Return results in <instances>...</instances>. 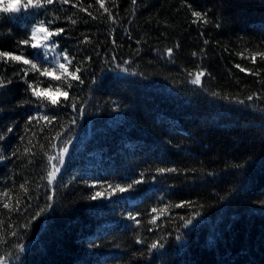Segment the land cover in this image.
<instances>
[{"label": "trees", "instance_id": "16d2710c", "mask_svg": "<svg viewBox=\"0 0 264 264\" xmlns=\"http://www.w3.org/2000/svg\"><path fill=\"white\" fill-rule=\"evenodd\" d=\"M104 2L112 19L96 0L0 14V51L23 54L0 59V256L10 264H264V0ZM40 21L64 29L49 50L31 46ZM57 59L83 82L61 75ZM199 71L194 85L189 73ZM64 147L49 185L48 156ZM135 180L123 193L109 187ZM96 192L104 195L91 199Z\"/></svg>", "mask_w": 264, "mask_h": 264}, {"label": "snow or ice", "instance_id": "6c2138e0", "mask_svg": "<svg viewBox=\"0 0 264 264\" xmlns=\"http://www.w3.org/2000/svg\"><path fill=\"white\" fill-rule=\"evenodd\" d=\"M53 2H54V0H25V2L23 4H15L14 5L12 3V0H0V14L14 15V14L21 13L22 10L31 11L32 9H41V8H44L46 5L53 4ZM61 2L62 3H68L69 0H61ZM96 2L99 4L100 8L104 9V11L108 13L109 19H112L111 11H110L109 8L105 7L104 0H96ZM136 2H137V0H131V3L133 5H135ZM89 15H91V14L89 13ZM192 15L195 16V17H201L202 14L200 12H198V11H193ZM69 19L71 20L72 24H76L77 23V21L75 19H72L71 17H69ZM49 23H52V22H49ZM44 24H45L44 21H40L39 25H37V26L32 28V30H31V39L32 40H37V34L38 33H44L43 40L47 41V40H49V38H51L53 36H59L61 33L64 32L63 28H57V29H55V31H49L48 27H45ZM20 43L27 45L29 43V40L27 38H25L24 40L20 41ZM205 43H207V41H205ZM31 46L34 49L37 48L39 46V41H37V43H33ZM51 47L55 48V47H57V45L55 43H53L51 45ZM166 51H167L169 56L172 55L173 50L171 48L166 49ZM60 55L63 56V59L66 60L69 64L72 63V59H69L67 50H65L62 53H60ZM193 55H195V53H193ZM261 55L264 56V54H261ZM45 56H47V53H45ZM22 57H23V54H21V55H13L10 51H0V59L7 58V59H11L12 61H19V60L22 59ZM254 59H255V57H253V60ZM23 63L25 65H29L30 64L31 68L33 70L39 71V69L37 67V64L33 63L31 60L23 59ZM57 63H59L58 59H57ZM236 67H240V66L236 65ZM59 68L63 69V72L61 73V75L67 74V75L71 76L74 80H78L81 83L83 82L79 76L75 75V73H69L68 69L65 67V64L59 63ZM240 70L244 71L245 69L241 68ZM79 71H80V68L77 67L76 68V72H79ZM50 74L51 73H50L48 68H45L41 72V75H50ZM25 75H27V72H25ZM189 75H194V78L191 79V83L192 84L200 85L201 82H202L201 81V77L205 75V72L204 71H199V72H197L195 74L189 73ZM54 79L59 80L60 76H55ZM10 82L11 81H9V83ZM25 82H27V81H25ZM0 87H4V82H3L2 79H0ZM28 87L32 88V85L29 84ZM71 87H72V85L69 83L68 84V88H71ZM56 91L60 92L61 89L57 88ZM32 94L34 96H37V97L40 96V92H37L35 90H33ZM62 95L65 98H67L68 97L67 91L63 92ZM45 99L50 100V103L52 105H57L58 104V101L55 100V99H51V97H45ZM247 99L248 100H252L253 97L252 96H248ZM240 103H243V101H240ZM71 107L75 110L76 104L72 103ZM81 111H83V110L81 109ZM32 119H34V117H29V121L30 122H31ZM42 119L45 120V121H48L49 123H51L52 121L57 120V117L56 116L49 117L48 115H43ZM11 131H12V129L8 128V132H11ZM4 138L5 137L3 135H0V140H3ZM21 139H23V138H21ZM69 143H70V141H69ZM52 146L56 147V145H52ZM27 151H29V150L25 149V152H27ZM68 151H69L68 148L64 147L57 156H48V164L53 169L51 171H48V173H47V180H48V184L49 185H51L53 183V181L56 179V174L60 172V166L64 165V163H65V155L68 153ZM15 154L16 153L14 152L13 155H15ZM3 159H6V157L0 156V160H3ZM53 160L58 161V165L59 166L57 164H53L52 163ZM157 171L160 172V173H164V172H175L177 170L174 169V168H167V169L160 168ZM141 182L142 181H140V180H135L132 183L128 184L126 187H122L120 184H116L115 186L109 185V187H111L113 189V192H121V193H123V192H125L127 190L133 189L135 184H138V183H141ZM20 187L22 189H24L25 192H27V189H26L24 184H22ZM111 194L112 193H109V195H111ZM4 195H7V193H4ZM102 195H104V193L96 192L90 198L95 200L98 197H101ZM49 199H51V197H49ZM17 203H19V202H17ZM182 206H183V204H177L176 205V207H182ZM3 207L5 209L12 210V209H10V206H9L8 203H4ZM41 211H43V210H41ZM152 211L156 212L157 209L154 208V209H152ZM129 219H131V220L135 221L137 224H139V221H137L136 217L134 215H132L131 213H129ZM155 219L156 218H153V220L150 221V223H155ZM191 223H192V221L188 220L185 226L187 227V225L191 224ZM11 235L15 236L16 233L12 232ZM137 242L139 243L140 241H137ZM158 246L162 247L163 245H159L158 242H154V243L151 244L150 247H151V249H156ZM16 247H17V249L19 250L20 253H23L25 251V246L23 244H17ZM0 264H10V262H9L7 257L0 256Z\"/></svg>", "mask_w": 264, "mask_h": 264}, {"label": "rangeland", "instance_id": "374dc122", "mask_svg": "<svg viewBox=\"0 0 264 264\" xmlns=\"http://www.w3.org/2000/svg\"><path fill=\"white\" fill-rule=\"evenodd\" d=\"M12 3L15 5V4H17V1H16V0H12ZM43 35H44V33H38V34H37V40H33V43H37V41H39V46H43L44 48H46V49L49 50V47H50V46H49L50 38H49V40L44 41V40H43ZM52 48H53V47H51V50H52ZM59 63H60V62H59ZM59 63H58V65H59ZM65 67H66V66H65ZM60 151H61V150H60ZM60 151H58V153H56L55 156H57V155L60 153ZM65 157H66V155H65ZM52 163L58 165V161H56V160H53ZM58 166H59V165H58ZM61 167H62V166H60V169H61ZM52 170H53V169H52Z\"/></svg>", "mask_w": 264, "mask_h": 264}]
</instances>
